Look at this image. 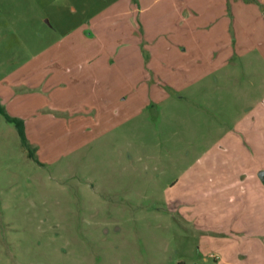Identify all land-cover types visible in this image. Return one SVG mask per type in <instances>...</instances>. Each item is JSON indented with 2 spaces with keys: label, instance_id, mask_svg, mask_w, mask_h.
<instances>
[{
  "label": "rangeland",
  "instance_id": "rangeland-1",
  "mask_svg": "<svg viewBox=\"0 0 264 264\" xmlns=\"http://www.w3.org/2000/svg\"><path fill=\"white\" fill-rule=\"evenodd\" d=\"M262 171L264 0H0V264H222Z\"/></svg>",
  "mask_w": 264,
  "mask_h": 264
},
{
  "label": "crops",
  "instance_id": "crops-1",
  "mask_svg": "<svg viewBox=\"0 0 264 264\" xmlns=\"http://www.w3.org/2000/svg\"><path fill=\"white\" fill-rule=\"evenodd\" d=\"M254 50H256V49L255 48H248L244 51V53L255 52ZM244 53H243V55H245ZM200 80H201V78L197 79L195 82H198ZM261 177H262V180L264 181V171H262ZM257 179L258 178H256V176H255V179H253L254 184L259 183L260 180H257ZM255 214L252 216L254 217ZM260 217H262V219H263V220H261V223H264V214L263 215L261 214ZM260 225L262 226V224H260ZM216 226L218 227V230H216L217 234L218 233L221 235L230 234L228 240L234 242V244H232L230 246V249L232 250V252L229 253L230 259L229 260H227V259L223 260L222 264H243V263H241V261L239 259V253H241V252L240 251L237 252L238 249H237L236 244H235V240H237V236L239 234L250 236L249 238H248V236L246 237L248 242L244 247L241 248L243 250H248L247 261H245L244 264H264V260H263L264 259V253L263 254L259 253L258 256L255 255L256 254L255 250H261V252L264 250V246H263L264 243H262V241H261V238L264 237V224H263V227H257L255 222L252 221V223L241 224L240 226H237V228H236V225H234L233 226L234 229H232V231H229V229L227 231H225L223 225H216ZM220 240H222V238Z\"/></svg>",
  "mask_w": 264,
  "mask_h": 264
},
{
  "label": "trees",
  "instance_id": "trees-1",
  "mask_svg": "<svg viewBox=\"0 0 264 264\" xmlns=\"http://www.w3.org/2000/svg\"><path fill=\"white\" fill-rule=\"evenodd\" d=\"M1 109H2V112L5 114V116L7 117V119L11 122H14L17 125L19 133H20L21 138L23 140V143H24V145H27V137H26V133H25V126H24L23 120L15 117V116L10 115L3 108H1Z\"/></svg>",
  "mask_w": 264,
  "mask_h": 264
}]
</instances>
